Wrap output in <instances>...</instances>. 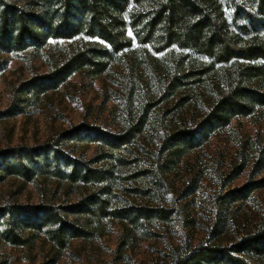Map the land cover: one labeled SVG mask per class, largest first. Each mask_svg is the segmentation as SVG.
<instances>
[{
  "label": "trees",
  "instance_id": "obj_1",
  "mask_svg": "<svg viewBox=\"0 0 264 264\" xmlns=\"http://www.w3.org/2000/svg\"><path fill=\"white\" fill-rule=\"evenodd\" d=\"M226 1L0 0V71L8 56L47 69L13 89L0 122L82 78L104 81L117 129L83 122L41 145L0 148V185L15 178L39 195L0 200V248L43 243L40 264H59L74 242L118 228L113 264L127 262L142 242L185 223L170 198L174 180L217 139L236 147L233 179L250 177L218 205L228 211L264 189V0ZM228 214L209 243L175 230L163 264H264V216L223 244Z\"/></svg>",
  "mask_w": 264,
  "mask_h": 264
},
{
  "label": "rangeland",
  "instance_id": "obj_2",
  "mask_svg": "<svg viewBox=\"0 0 264 264\" xmlns=\"http://www.w3.org/2000/svg\"><path fill=\"white\" fill-rule=\"evenodd\" d=\"M226 1V0H225ZM227 4H234L226 1ZM233 9L228 8L232 16ZM132 34V32L130 31ZM7 66L0 71V111L12 103L13 89L27 81L34 74L47 71L41 61H36L30 69L22 60L8 56ZM76 85L48 95L39 107H29L26 114L0 122V148L36 146L44 144L57 132L86 122L116 132L109 109L113 102L103 104L101 87L103 80L89 81L75 78ZM94 150H89V156ZM234 143L224 139L213 140L187 159L186 167L175 178L170 198L177 201L178 207L186 214L183 225L167 227L166 235L147 240L130 254L127 262L117 264H163L168 250V242L187 238L193 245L212 242V230L218 218L227 216L230 222L224 228L220 242L229 244L239 239L242 233L252 229L254 223L264 216V189L254 192L249 201L231 206L228 211L218 205V199L229 191L241 188L248 180V174L233 179L229 164L234 158ZM14 197L19 202L37 203L39 195L34 185H24L10 178L0 185V200ZM230 214H232L230 216ZM177 227V228H176ZM118 228L106 237L94 242L76 241L62 254L59 264H113L114 252L118 244ZM48 246L37 243L31 249L1 247L9 264H40Z\"/></svg>",
  "mask_w": 264,
  "mask_h": 264
}]
</instances>
